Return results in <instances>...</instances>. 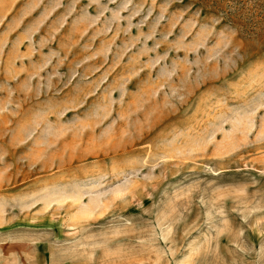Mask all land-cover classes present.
<instances>
[{"label":"rangeland","instance_id":"374dc122","mask_svg":"<svg viewBox=\"0 0 264 264\" xmlns=\"http://www.w3.org/2000/svg\"><path fill=\"white\" fill-rule=\"evenodd\" d=\"M0 264H264V0H0Z\"/></svg>","mask_w":264,"mask_h":264}]
</instances>
